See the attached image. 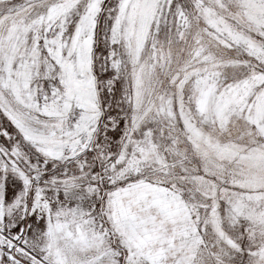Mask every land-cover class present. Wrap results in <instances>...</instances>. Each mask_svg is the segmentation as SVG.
<instances>
[{"label": "snow or ice", "instance_id": "6c2138e0", "mask_svg": "<svg viewBox=\"0 0 264 264\" xmlns=\"http://www.w3.org/2000/svg\"><path fill=\"white\" fill-rule=\"evenodd\" d=\"M0 264H264V0H0Z\"/></svg>", "mask_w": 264, "mask_h": 264}]
</instances>
